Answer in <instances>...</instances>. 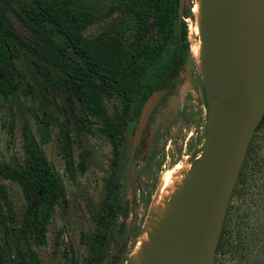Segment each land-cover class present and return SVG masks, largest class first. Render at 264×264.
<instances>
[{
  "label": "rangeland",
  "instance_id": "1",
  "mask_svg": "<svg viewBox=\"0 0 264 264\" xmlns=\"http://www.w3.org/2000/svg\"><path fill=\"white\" fill-rule=\"evenodd\" d=\"M12 1L9 26L20 35H27V29L16 16L22 0ZM73 4L100 15L99 20L84 30L89 40L99 36L109 38L115 27L128 20L122 0H74ZM191 18L186 19L188 29ZM134 32L125 28L118 37L125 44L131 43ZM175 33L179 37L177 27ZM154 34V28L150 27L146 37ZM12 43L15 45L14 40ZM190 53L172 87L145 123L139 142L135 131L140 120L134 107L126 106L116 93L104 96L106 118L114 124L125 123L119 132L118 152H114L112 142L101 130L104 120L100 116H86L79 95L57 94L45 98L37 96L28 85L16 88L7 96L0 91V162L23 161L24 127L28 124L66 192V200L54 207L45 242L37 244L30 239L41 264H65L67 259L71 264H93L99 259L100 264H125L143 230L164 169L187 153L192 155L193 165L198 162V150L209 125V103L203 64ZM14 62L21 79L29 80L22 61L18 58ZM43 106L48 107L51 116L43 117ZM65 137L75 164L72 173L66 169L63 154ZM0 182L7 186L13 201L16 216L13 225L22 227L28 210L22 187L2 176ZM111 201L123 206L116 225L108 227L100 215ZM1 206L5 211L0 196V211ZM224 229L228 231L224 252L216 254L215 264H264V125L252 138ZM0 241H3L1 223Z\"/></svg>",
  "mask_w": 264,
  "mask_h": 264
},
{
  "label": "trees",
  "instance_id": "2",
  "mask_svg": "<svg viewBox=\"0 0 264 264\" xmlns=\"http://www.w3.org/2000/svg\"><path fill=\"white\" fill-rule=\"evenodd\" d=\"M73 1L22 0L16 16L28 31L23 36L9 26L8 11L13 1L0 0V72L3 75L0 91L7 96L16 88L28 85L37 96L45 98L57 94L79 95L86 116H100L104 120L101 130L112 142L114 152H118L119 132L125 123L114 124L106 118L104 96L116 93L126 106L134 107L135 114L140 115L135 131L138 140L144 119L176 78L167 85L175 69L179 70L181 52L183 58L190 53L186 19L193 17V0H186L182 17L179 0H122L128 11L126 24L115 27L109 38L99 36L95 40L87 39L84 30L100 19L99 13L90 8H76ZM150 27L155 34L146 37ZM176 27L179 37H176ZM125 28L135 31L131 43L125 44L118 37ZM18 58L29 80L21 79L14 62ZM163 88L165 91L156 100ZM42 115L51 116L47 106H43ZM263 125L264 117L258 129ZM24 136L23 161L0 162V176L17 182L28 203L23 225L17 228L13 225L16 222L13 201L7 186L0 182V196L5 205V211L2 206L0 211L3 227L0 264H41L30 239L37 244L45 242L54 207L66 200L61 178L28 124L24 127ZM64 140L66 169L72 173L75 170L73 154L68 138ZM122 206L113 201L108 203L106 212L100 215L104 217L103 223L108 227L116 225ZM226 234L228 231L224 229L217 253L224 252ZM65 264L71 261L67 259Z\"/></svg>",
  "mask_w": 264,
  "mask_h": 264
},
{
  "label": "water",
  "instance_id": "3",
  "mask_svg": "<svg viewBox=\"0 0 264 264\" xmlns=\"http://www.w3.org/2000/svg\"><path fill=\"white\" fill-rule=\"evenodd\" d=\"M262 1L203 2V68L208 103L210 107L211 102H219L221 110L212 126L208 125L198 150L203 153L192 168L196 172L194 181L170 224L171 231L163 239L150 241L153 251L143 253L145 264H215L233 191L264 117ZM185 4L186 0H179L180 17ZM182 59L181 52L179 63ZM177 73L178 67L167 85Z\"/></svg>",
  "mask_w": 264,
  "mask_h": 264
},
{
  "label": "bare ground",
  "instance_id": "4",
  "mask_svg": "<svg viewBox=\"0 0 264 264\" xmlns=\"http://www.w3.org/2000/svg\"><path fill=\"white\" fill-rule=\"evenodd\" d=\"M204 0H193V18L189 23L188 37L190 51L199 64H204L205 46L202 40V9ZM264 14V0L262 1ZM192 17V16H191ZM190 53V54H191ZM221 110L220 103L213 101L209 107V124L212 126ZM203 150L198 152L202 155ZM182 160L168 166L162 172L156 184L154 196L149 207V214L139 235L130 259L125 264H145L143 253L152 252L150 241L163 239L170 231V224L183 204L185 193L194 181L192 155L187 153Z\"/></svg>",
  "mask_w": 264,
  "mask_h": 264
},
{
  "label": "flooded vegetation",
  "instance_id": "5",
  "mask_svg": "<svg viewBox=\"0 0 264 264\" xmlns=\"http://www.w3.org/2000/svg\"><path fill=\"white\" fill-rule=\"evenodd\" d=\"M184 61H185V58H183L182 61H181V63H180L179 70H178V73H177V75H176V78L179 76V72H180V70H181V67H182L183 64H184ZM2 76H3V75H2ZM176 78H175V79H176ZM175 79H174V81H175ZM174 81H173L172 84L167 88L166 92L169 90V88L172 87ZM166 92H165V93H166ZM165 93H164V94H165ZM164 94H163V96H164ZM163 96H162V97H163ZM160 100H161V98L158 100V102H159ZM158 102L155 104V106L153 107V109H152V111L149 113V115L144 119V122H145V123H148V122H149V120H150V118H151V116H152V114H153V111H154L156 105L158 104ZM138 116H139V120H140V115H138ZM145 123H144V124H145ZM138 124H139V123H138ZM143 129H144V127H143ZM143 129H142L140 135H142V133H143V131H144ZM139 138H141V136H139ZM139 138H138V140H137L138 142H139Z\"/></svg>",
  "mask_w": 264,
  "mask_h": 264
}]
</instances>
